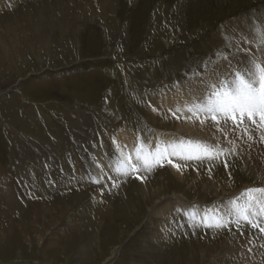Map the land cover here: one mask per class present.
<instances>
[{"label":"rangeland","instance_id":"1","mask_svg":"<svg viewBox=\"0 0 264 264\" xmlns=\"http://www.w3.org/2000/svg\"><path fill=\"white\" fill-rule=\"evenodd\" d=\"M260 30L264 0H0V264H76L84 250L80 264H244L229 247L258 229L194 226L188 206L263 184L239 155L181 161L178 179L161 176L166 160L128 176L116 166L140 167L135 149L170 130L189 142L168 95L241 54L235 40L259 48Z\"/></svg>","mask_w":264,"mask_h":264},{"label":"bare ground","instance_id":"2","mask_svg":"<svg viewBox=\"0 0 264 264\" xmlns=\"http://www.w3.org/2000/svg\"><path fill=\"white\" fill-rule=\"evenodd\" d=\"M49 11H50V9H49ZM235 44L239 46V48L242 50V51L240 50L242 53L239 54L236 58H232L231 62H232L233 65L240 66L241 69L250 67L248 61H249V58L252 55V53H255V56H257V57H260L262 55L261 52L259 51V48L255 47V46H252V45L246 43L243 40H235ZM238 46H236V47L238 48ZM226 66H227V62L223 63L221 67L214 68L213 70H211L210 73H208V75L205 76L204 78L201 77L199 79H197V78L192 79L187 84L183 85L174 95H168L167 102H168V105L170 107L169 109H170L171 114L175 113V115H177L179 117V119H181V120L178 119V122L180 124L179 125V129H180L179 132H181L182 134H180V133H174V134L179 135L181 138L188 139L190 141H194V142L199 141L201 143L209 144V145H212V146H218V147H220V148H222L224 150L223 153L224 152H226V153L233 152V153L239 155L240 159H241V162H242V165L244 167H246V166L252 167V169H254L259 174V178L263 182V184H260V185L245 186L243 189H246L248 187H264V143H260L259 142V133L258 132H253V136H254L255 140L253 142H250V141H248L247 134L244 133V131H243V127L242 126L238 127L237 125L233 124L231 120H229L227 124H225L224 121L221 120L219 127H217L216 123L214 121H212L210 118L206 119L204 121V123L202 124L200 122V119L204 118L203 113H198V115L200 116V119H197L196 116H193L192 113L188 111V108H190V107H193V110L195 111L194 105L202 103L200 100L197 99V97L202 95L204 101H207L211 97L212 92L217 87H220L222 84L223 85H227L228 87H234V83H233V79L234 78L230 74V72H229V70L227 69ZM214 72H215V77H213V73ZM204 81H208V83H204ZM173 91H176V90H173ZM192 94H193L194 97H191ZM151 112L153 114H156V111H152L151 110ZM142 113L143 114H147L145 110H143ZM189 117H191V118H189ZM99 120H97V121H99ZM91 122H92V120H91ZM101 123H102V121H101ZM244 123L247 124L250 128L253 127L251 125V122L248 121L247 119H245ZM99 124H100V122H99ZM5 125H6V123H5ZM159 125L161 126L162 124L159 123ZM233 128L235 129V131L232 130ZM172 132H174V131L170 130V131L166 132L168 134H166V133L165 134H160L159 135V139H157L155 141L151 140L150 141V145L152 146V150L154 151L155 146L159 145L161 148H167L169 151H171L172 150V145H177L178 146L177 147V151H181V152H185L186 153L187 150H188V145H187L188 141H184V140L175 138L174 135H172ZM35 139H36V137H35ZM123 144L127 145V143H126V135L125 134H121L120 135V137L118 139V145L121 147L123 153H125V154L129 153L128 148H127L128 152H126V148L124 147ZM181 145H183V147H180ZM249 145H251V146H249ZM16 149H18V148H16ZM219 157H221V155ZM168 159H171L173 161V164H178V165H181L180 164L181 161H185V160L180 159L179 156H168ZM131 160H132V158H130V162H131ZM128 163L129 162H127L126 164H128ZM134 164H135V162H134ZM168 166L169 167L166 170H163L161 172V176L163 178H165V179L166 178H168V179H170V178L171 179H178L179 177L183 178V170L178 171L177 168L173 167L172 164H168ZM96 167H98L96 172H97V174L99 176V180H100L99 182H102L109 175V173L105 172V169H107L109 171V167H108V165L106 163H104V161L102 159L99 160V162H98ZM163 178H161V179H163ZM159 179H160V177H159ZM148 186H150V185H148ZM148 186H146V185L142 186V190L146 194L147 202L148 201L151 202L152 197L154 196V190L151 191V189ZM236 193L237 192L232 193L230 198H234L236 196ZM132 195H134V194L132 193ZM93 196H94V194H92L91 197H93ZM182 197H184V196H182ZM182 197L178 198V200L174 203V207L178 206L179 204H182V203L186 202L185 199L182 198ZM224 197H226V196H223V197L220 198L221 201L219 200V202H217L215 204V207H212V205L205 204V203H202L201 205H196V206H192L191 204H188V206H190L192 208L191 209V213H192L193 216H195V217H198L199 215L204 216L205 213H208L209 214V219L214 222L216 219L222 217L225 211H227L228 209L231 208L232 204L227 202L229 199L224 198ZM140 201H141V199H140ZM120 204H121V200H120ZM225 205H226V207H225ZM39 209H40V205H39ZM45 210H46V208L43 209V212H41V213L43 214L45 212ZM211 210H217V211L215 212V214H213V212ZM219 210H223V211H219ZM159 211H160V209H158V208L155 209V206H153L151 208V210H150L151 215L154 216V217H155L156 214H153V213H157ZM70 212H71V210L67 211V212H64L62 214V217L65 214L70 213ZM34 216H36V215H34ZM143 219H145V218H143ZM59 220L61 221V215H60V218H58L57 220L54 221L53 229L55 228V226L61 225L58 222ZM91 223H93V222H91ZM119 227H120V225H119ZM53 229L50 230L51 231V235L53 234ZM107 230H109V229H107ZM54 231H61V229L56 228V230H54ZM81 231H82V229H81ZM258 232H259V230H258ZM121 233H124V232H121ZM113 237H115V236H113ZM83 239H82V241H83ZM94 239H96V238H94ZM34 240L36 241V243H38L37 239H34ZM66 241H67V239H66ZM29 243H31V242L29 241ZM87 244L88 243H86V245ZM52 246H53V244L51 245V248H52ZM92 246H93V244H92ZM88 249L92 250L90 247ZM47 250H45V251H47ZM49 251H51V249ZM88 253H89L88 250H84V252L80 253L79 258L76 259V264H80L79 261L82 258H83L82 259L83 261L88 260V257H87L89 255ZM230 254L240 258L243 261L244 264H264V234H261L259 232L258 235H254L250 239V241L247 243L246 246H245V242L241 241L239 239V237L235 238L231 242V245L229 247V255ZM83 264H86V263L84 262Z\"/></svg>","mask_w":264,"mask_h":264},{"label":"snow or ice","instance_id":"3","mask_svg":"<svg viewBox=\"0 0 264 264\" xmlns=\"http://www.w3.org/2000/svg\"><path fill=\"white\" fill-rule=\"evenodd\" d=\"M258 37L260 40L259 51L262 55L257 57L255 53H252L248 61L250 67L241 69L240 66L233 65L231 60H228V57H223L227 61V69L234 78V87L222 84L212 92L211 97L207 101H204L202 95L197 97L202 103L194 105L195 111L193 107L188 108V111L193 116H196L197 119H200L198 113H203L204 118L200 119L202 124L206 119L210 118L219 127L221 120L225 124L231 120L238 127H243L244 133L248 136V141L253 142L255 140L253 132H258L259 142L264 143V30L258 32ZM213 77H215V72ZM204 83H208V81H204ZM245 119L250 121L253 127L250 128L245 124ZM232 130L235 131L234 128ZM177 147V145H172V150L169 151L167 148H161L157 145L153 151L151 145L145 147L142 144L135 149L136 160L138 162L142 161V165L138 167L137 164L131 163L129 158L127 168L121 171V167L117 165L116 172L118 175L123 176L139 172L141 168L150 172L156 166L163 167L165 160L180 171L182 166L173 164V161L168 159V156H179L180 159L185 161L198 163L207 161L212 163L224 151L218 146L199 141H189L186 153L177 151ZM180 147H183V145ZM121 155L123 156V153ZM223 165L228 167L226 160L223 161ZM118 186V183L113 181L112 187ZM101 195H103V188L101 189ZM230 203L232 207L225 211L222 217L213 222L209 220V214L205 213L204 219L198 221L194 226L208 229L216 228L218 231L223 229L231 231L230 225L234 224L239 235L243 236L244 226L247 225L253 229H258L261 234H264V187H249L243 190L234 200H231ZM211 211L215 214L217 210Z\"/></svg>","mask_w":264,"mask_h":264},{"label":"crops","instance_id":"4","mask_svg":"<svg viewBox=\"0 0 264 264\" xmlns=\"http://www.w3.org/2000/svg\"><path fill=\"white\" fill-rule=\"evenodd\" d=\"M140 182H143V181H140Z\"/></svg>","mask_w":264,"mask_h":264},{"label":"water","instance_id":"5","mask_svg":"<svg viewBox=\"0 0 264 264\" xmlns=\"http://www.w3.org/2000/svg\"><path fill=\"white\" fill-rule=\"evenodd\" d=\"M7 93H9V92H7Z\"/></svg>","mask_w":264,"mask_h":264}]
</instances>
